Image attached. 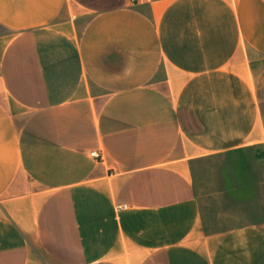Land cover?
<instances>
[{"label": "crops", "instance_id": "1", "mask_svg": "<svg viewBox=\"0 0 264 264\" xmlns=\"http://www.w3.org/2000/svg\"><path fill=\"white\" fill-rule=\"evenodd\" d=\"M255 148L264 0H0V264H264L195 185Z\"/></svg>", "mask_w": 264, "mask_h": 264}, {"label": "rangeland", "instance_id": "2", "mask_svg": "<svg viewBox=\"0 0 264 264\" xmlns=\"http://www.w3.org/2000/svg\"><path fill=\"white\" fill-rule=\"evenodd\" d=\"M141 1L134 0L135 3ZM194 170L207 232L223 231L264 219L261 148L208 158L200 161Z\"/></svg>", "mask_w": 264, "mask_h": 264}, {"label": "built area", "instance_id": "3", "mask_svg": "<svg viewBox=\"0 0 264 264\" xmlns=\"http://www.w3.org/2000/svg\"><path fill=\"white\" fill-rule=\"evenodd\" d=\"M134 1V0H133ZM92 156L99 157V154H96L95 151L91 153Z\"/></svg>", "mask_w": 264, "mask_h": 264}]
</instances>
